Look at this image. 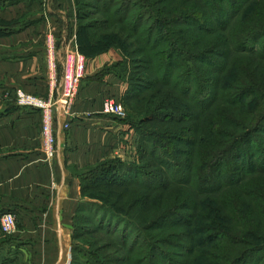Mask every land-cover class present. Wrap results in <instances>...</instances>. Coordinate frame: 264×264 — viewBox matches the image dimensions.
Returning a JSON list of instances; mask_svg holds the SVG:
<instances>
[{
  "label": "trees",
  "instance_id": "16d2710c",
  "mask_svg": "<svg viewBox=\"0 0 264 264\" xmlns=\"http://www.w3.org/2000/svg\"><path fill=\"white\" fill-rule=\"evenodd\" d=\"M94 1L113 31L93 55L121 52L102 74L127 73L123 100L144 113L142 165L76 174L81 194L97 175L141 238L118 263L87 264H264V0Z\"/></svg>",
  "mask_w": 264,
  "mask_h": 264
},
{
  "label": "crops",
  "instance_id": "0c3cea01",
  "mask_svg": "<svg viewBox=\"0 0 264 264\" xmlns=\"http://www.w3.org/2000/svg\"><path fill=\"white\" fill-rule=\"evenodd\" d=\"M77 21L73 0H0V214L16 218L10 247L35 254L38 264L68 263L81 199L76 172L123 154L130 135L124 122L102 112L103 101H117L126 88L116 73L102 74L120 59L111 50L88 57L71 115L56 111L52 159L40 149L41 112L15 103L16 89L59 97Z\"/></svg>",
  "mask_w": 264,
  "mask_h": 264
},
{
  "label": "rangeland",
  "instance_id": "374dc122",
  "mask_svg": "<svg viewBox=\"0 0 264 264\" xmlns=\"http://www.w3.org/2000/svg\"><path fill=\"white\" fill-rule=\"evenodd\" d=\"M73 3L76 17L78 11L81 16L80 19L77 18V43L76 47H73L76 48L87 61L88 57L96 53L94 51V46L99 47L96 48L97 50L102 47L98 44L99 38L102 39V36H105L113 30L107 29L99 23L101 16L95 11L96 4L94 0H73ZM87 25H90L88 29L85 28ZM94 41L97 43L94 44ZM73 47L71 46L67 49ZM108 50L114 51L121 58V52L117 48L110 47L104 52ZM129 67L130 65H128V71ZM116 69L118 77L126 85L125 91L126 89L128 90L129 86L132 84L128 74L124 72L120 73V67ZM253 69L259 71L261 67L254 64ZM123 94L120 98L118 97L117 101L123 103L127 114L123 119L119 120L127 125L126 127L130 135L128 141L124 144V153L116 156L113 160H119L117 163L125 164L126 167H141L142 162L139 154V120L144 119V113L137 114L132 112L130 103L133 101H124ZM55 100L56 99L53 101ZM141 127H144V125H141ZM189 137H192L191 133ZM86 172L87 169L77 171L79 175L87 174L88 172ZM98 182L99 178L97 175H90L88 179L86 178L85 182L82 181V184L87 188L81 194L80 203L74 216L71 255L67 264H87L86 257L91 258V260L98 259L105 263H118L127 256V249L141 238L135 225L130 220L117 215L116 212L110 208L111 206L108 204L107 199L105 201L101 197V195H103L101 191L93 187L95 183ZM3 234H0V243L2 244L0 250L3 252L2 256H6L8 259L12 260V262L8 261L7 264H38V258L35 254L24 255L18 250L10 247L11 244L14 243L9 237L11 233Z\"/></svg>",
  "mask_w": 264,
  "mask_h": 264
},
{
  "label": "built area",
  "instance_id": "2783aa9c",
  "mask_svg": "<svg viewBox=\"0 0 264 264\" xmlns=\"http://www.w3.org/2000/svg\"><path fill=\"white\" fill-rule=\"evenodd\" d=\"M47 48L49 53L52 54L54 42L51 37L47 39ZM85 65L84 56L76 48L73 47L65 51L60 95L55 101L27 93L23 89L14 91V99L17 106L37 109L41 112L40 149L46 159H52L55 153L54 115L56 111L63 113L66 118L71 115L81 80L84 77ZM102 112L111 114L118 119H123L127 114L123 103L111 98L103 101ZM64 126L68 127V124L65 123ZM15 228L16 219L14 214L11 212L1 213L0 231L8 234L12 233Z\"/></svg>",
  "mask_w": 264,
  "mask_h": 264
}]
</instances>
